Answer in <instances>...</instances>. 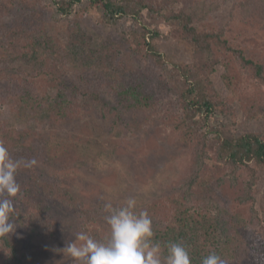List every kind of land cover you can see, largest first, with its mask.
Segmentation results:
<instances>
[{
	"label": "rangeland",
	"instance_id": "374dc122",
	"mask_svg": "<svg viewBox=\"0 0 264 264\" xmlns=\"http://www.w3.org/2000/svg\"><path fill=\"white\" fill-rule=\"evenodd\" d=\"M62 1L66 0H0V86L16 74H48L55 80L74 77L76 81L84 76L103 77L100 59L107 57L106 63L115 66L113 75L107 72L112 81L124 77L131 84L135 78L152 81L160 103L140 112L136 119L125 113L117 124L113 117L103 118L89 109L72 121L53 125L46 115L4 106L0 110V143L10 156L21 161L35 158L38 163L32 167L41 179L70 187L83 208L95 211L94 228L107 236L110 226L105 217L110 213L104 205L110 202L118 207L128 198L136 199L137 211L148 212L153 232L164 227L160 206L177 198L175 194H183L177 188L191 176L194 158L200 156L209 184L186 207L194 211L209 205L212 215L232 217L228 228L235 230L236 224H243L241 231L247 241L264 244V171L258 173L243 213H231L229 218V199L245 191L249 177L218 161L216 154L221 136L257 133L264 138V117L246 116L224 78L223 64L216 65L210 80L228 110L207 118L186 116L181 99L189 83L183 70L200 81L194 67L195 48L183 37L181 26L166 17L172 8L190 11L196 27L223 30L248 57L264 64V0H153L154 10L143 11L140 18L130 15L112 20L90 0H82L64 15L58 6ZM18 27L27 35L31 49L23 55L9 52L2 38L5 30ZM144 28L150 30L149 41L162 57L161 66L135 53L127 41L130 32L142 33ZM219 55L240 73L236 77L239 94L264 91L237 60ZM201 87H205L204 80ZM16 179L23 184L31 176L16 173ZM12 199L15 230L9 236L23 245L31 264H74L63 249L71 242L82 243L76 240L86 226L79 209L49 202V218L54 224L43 230L31 224L28 210L17 196ZM5 260L0 250V264Z\"/></svg>",
	"mask_w": 264,
	"mask_h": 264
},
{
	"label": "trees",
	"instance_id": "16d2710c",
	"mask_svg": "<svg viewBox=\"0 0 264 264\" xmlns=\"http://www.w3.org/2000/svg\"><path fill=\"white\" fill-rule=\"evenodd\" d=\"M81 2L82 0L58 2L59 10L68 15L72 7ZM90 2L111 20L130 15L140 18L143 11L154 10L153 0H90ZM166 17L181 26L183 37L191 41L195 48L194 67L200 81L192 80L190 71L183 70L189 83V88L183 92L181 99L186 116L194 118L200 115L207 118L217 111L225 113L228 110L229 106L218 96L210 80L216 65L223 64L226 67L224 78L246 116L249 119L264 117V91L239 94L237 79L240 73L235 71L237 74L235 76L232 68L234 64L223 61L219 53L237 60L245 70L250 71L248 72L250 78L258 86L263 87L264 64L248 57L243 49L236 47L226 37L223 30L196 27L195 15L190 11L184 9L176 11L172 8ZM150 36V30L144 28L142 33L130 32L127 41L135 53L144 55L152 59L157 66H161L162 57L149 41ZM2 38L4 47L12 54L23 55L31 51L28 37L19 27L8 28ZM100 60L103 77L84 76L76 81L74 77L55 80L48 74L37 76L16 74L0 86V110L9 105L29 114L46 115L53 125H60L78 118L83 111L92 109L103 118L113 117V124H117L123 120L125 113L136 119L140 112L152 110L159 105L157 88L152 81L141 82L135 78L131 84L125 80L126 77L122 81H112L110 74L113 75L111 71L115 66L106 63L107 57L105 60L101 57ZM234 79L236 83L232 82ZM202 80L205 81V87H201ZM112 99L116 103H113ZM218 139L217 160L239 173H247L249 177L245 191L228 200L230 207L227 215L230 218L231 213H243L245 204L249 198L251 199V189L256 177L260 171H264V138L261 134L249 133L233 138L221 136ZM205 168V162L200 156L195 157L191 176L183 180L177 188V191H183V194H175L174 197L177 198L163 201L160 206L163 210L160 217L165 219L166 224L154 231L152 240L161 245L162 264H166L164 257L168 255L167 245L170 243H179L187 249L190 264H202V259L213 253L225 260L226 264H264V244L247 241L241 231L244 228L243 224H236L235 230H232L228 228L230 227L228 221L232 220V217L228 219L225 215L224 217L212 215L209 213V205L201 206L194 211L186 207L190 199L209 184L204 177ZM17 173L31 176L29 182L19 184L20 193L17 195V201L28 210L27 217L32 225L48 230V227L54 224V220L49 218L47 205L49 202H55L73 210L79 209V216L86 224L84 233L97 242H106L109 236L94 228L98 219L94 217L95 211L83 208L70 187L42 180L33 167H20ZM219 182L224 181L219 179ZM15 215L14 211L10 216L11 221ZM0 250L6 255L3 264H31L30 256L23 245L10 236L0 238Z\"/></svg>",
	"mask_w": 264,
	"mask_h": 264
},
{
	"label": "clouds",
	"instance_id": "9594fccd",
	"mask_svg": "<svg viewBox=\"0 0 264 264\" xmlns=\"http://www.w3.org/2000/svg\"><path fill=\"white\" fill-rule=\"evenodd\" d=\"M38 162L35 158L14 160L7 148L0 143V238L9 236L15 230L10 216L14 211L15 198L20 193L16 179L17 170L32 167ZM104 208L110 214L105 217L110 226L106 242H97L86 233H78L77 241L65 246L63 252L74 264H162V250L158 242H153L152 219L147 211H137L135 198H128L121 206L113 207L109 202ZM166 264H190L187 249L179 243L167 245ZM202 264H226L216 254L202 259Z\"/></svg>",
	"mask_w": 264,
	"mask_h": 264
}]
</instances>
